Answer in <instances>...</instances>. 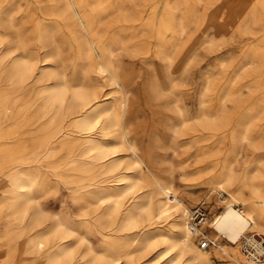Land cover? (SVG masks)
<instances>
[{
  "label": "bare ground",
  "instance_id": "6f19581e",
  "mask_svg": "<svg viewBox=\"0 0 264 264\" xmlns=\"http://www.w3.org/2000/svg\"><path fill=\"white\" fill-rule=\"evenodd\" d=\"M215 1L194 0L193 14L198 6ZM12 5V0H0V220L6 218L14 226L7 240L17 245L0 255V264H14L19 250L32 255L22 264H79L80 259L83 264H138L139 256L143 260L158 247L156 257L141 264H212L209 252L192 241L188 203L195 199L175 186L181 145L170 144L172 157L164 155L159 162L145 156L129 138L126 118L131 90L115 65L114 25L109 22L114 0H47L45 8L50 12H42L44 20L36 7L16 17ZM261 10L264 13V0ZM185 28L181 22L175 33L183 34ZM66 35L74 43L78 62L88 65L77 66L79 78L77 72L70 77L66 67L55 65ZM38 40L40 46L35 45ZM161 46L162 58L171 60L173 54L165 44ZM90 70L115 86L118 96L104 100L98 87L89 86ZM254 75L258 69L249 74ZM32 84L43 87L26 101L22 97ZM249 97L236 104L247 107L239 118L228 112L213 117L201 107L194 120L197 128L219 136L218 146L222 139L231 140L229 154L223 155L220 172L211 183L214 192L228 198L223 211L209 222L219 234L215 246L237 262L258 264L252 256L245 260L239 247L243 238L256 242L248 235L253 229L264 232V204L257 201L264 202V175L259 173L264 166V127L255 131L260 104H244L252 101ZM176 108L185 123L182 109L178 104ZM173 131L180 135L178 123ZM246 147L255 153V175L246 174L239 183L234 163ZM60 150L68 162L50 164L48 160L58 158ZM7 165L16 169L6 176ZM159 165L162 176L155 171ZM46 169L75 197L76 217L44 207L42 198L57 187ZM143 189L157 192V204L148 196L145 202L140 200L136 194ZM129 195L133 196L130 202L125 200ZM239 202L243 209L235 207ZM81 230L98 238L99 251ZM220 236L232 245L230 251L218 244ZM83 244L87 250L80 252Z\"/></svg>",
  "mask_w": 264,
  "mask_h": 264
},
{
  "label": "rangeland",
  "instance_id": "374dc122",
  "mask_svg": "<svg viewBox=\"0 0 264 264\" xmlns=\"http://www.w3.org/2000/svg\"><path fill=\"white\" fill-rule=\"evenodd\" d=\"M12 1L11 8L19 18L29 14L28 9L32 7L38 9L37 15L40 20H44L43 11L50 12L45 8L47 0ZM193 1L114 0V11L110 12L109 22L114 25L112 48L115 65L131 90V103L126 118L129 138L139 145L145 156L159 162L164 155L172 157V152L168 149L170 144L176 142L181 145L179 155L176 156L180 167L175 177V186L179 191L194 197L195 200L188 203L189 213L201 204L208 209V220L203 226V232L210 239L215 240L217 233L209 226V222L223 211L228 198L214 192L215 187L211 183L220 172L219 162L224 159L223 155L225 157L229 154L231 140L228 137L222 139L218 146L219 136L197 128L194 118L200 114L201 107L209 109V114L213 117L221 112H228L236 114L235 118H239L247 107H237L236 104L250 96L252 101L244 104L249 105L257 101L260 104V119L255 122L254 129L257 131L264 127V13L261 10L263 0H218L211 6L205 2L197 7L195 15ZM181 22L186 25L185 32L177 34L175 30L180 29ZM62 40L64 41L62 56L55 65L60 68L66 67L70 77L77 72L76 77L79 78L77 66L81 64L88 67V65L78 62L76 51L72 48L74 43L67 35ZM41 44L40 40L35 43L37 46ZM164 44L167 46V51L173 54L171 60L162 58L160 54L161 45ZM102 45L106 47L107 43ZM248 61L253 64L247 65ZM257 69V76H249ZM95 71H89V86L91 84L92 88L98 87L97 90L104 96V100L118 96L117 88L109 85L106 80H101ZM42 87L43 84H32V90L23 94L22 98L31 101L36 90ZM176 104L185 115V123L179 116ZM177 123L180 135H176L173 131ZM245 149L234 163L239 183L244 180L246 174L255 175L256 167L252 165L255 153L251 148ZM61 151L58 153V158L56 155L48 162L52 165L59 163L64 166L69 157ZM44 158V154L39 156L42 161ZM15 169L16 165H7L4 174L10 175ZM155 171L160 176L164 174L160 165ZM259 173L264 175V166ZM50 175L54 177L52 173ZM54 181L57 187L48 191L42 198L44 207L50 212H59L63 215L68 213L67 216L76 217L78 207L75 197L68 187L55 177ZM3 185L8 188L6 179L3 180ZM250 192V189L245 190L247 195ZM136 195L141 196L140 200L144 202L147 200L145 197L148 196L154 204H157L158 194L152 189H143ZM132 197L129 195L125 200L130 202ZM257 201L259 204H264L260 198H257ZM235 207L243 209L244 205L239 202ZM0 222V255L3 256L9 249L12 252L17 244L7 240V233L13 231L14 226H10L11 223L6 218H2ZM81 233L86 232L81 230ZM86 234L91 237L95 250L99 251L101 243L98 238L90 233ZM248 235L250 237L256 235L258 241L253 244L264 242L263 231L260 232L255 228ZM192 241L202 251L209 252L212 264H243L237 262L228 253L219 250L218 246L211 245L210 248L203 249L200 236L193 234ZM244 241L245 238L239 245L240 251L245 260H251L252 258H248L249 254L245 252ZM218 244L228 251L232 248L223 236H220ZM80 248V252H84L83 250H87V245L83 244ZM159 248L161 247L157 250ZM155 250H149L143 260L139 256L138 264L154 259L157 255ZM18 252L14 264H22L25 260L32 259L31 254L21 250ZM83 263L80 259L79 264ZM34 264H42V262L36 261Z\"/></svg>",
  "mask_w": 264,
  "mask_h": 264
},
{
  "label": "built area",
  "instance_id": "2783aa9c",
  "mask_svg": "<svg viewBox=\"0 0 264 264\" xmlns=\"http://www.w3.org/2000/svg\"><path fill=\"white\" fill-rule=\"evenodd\" d=\"M207 220L208 209L204 206V204L194 208L189 215L190 230L193 234L201 237V247L203 249H208L211 247V245L215 246L214 241L206 236L203 232V226L206 224ZM253 238L258 241L256 235H254ZM258 244H260V251H258ZM258 244H253L252 242L250 243L248 239H245L244 241L245 252L249 254L247 257L252 256L257 262L260 260L264 261V242H258Z\"/></svg>",
  "mask_w": 264,
  "mask_h": 264
}]
</instances>
